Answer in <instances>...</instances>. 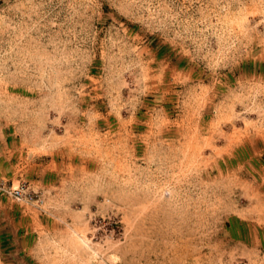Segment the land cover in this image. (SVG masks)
<instances>
[{
	"label": "rangeland",
	"instance_id": "rangeland-1",
	"mask_svg": "<svg viewBox=\"0 0 264 264\" xmlns=\"http://www.w3.org/2000/svg\"><path fill=\"white\" fill-rule=\"evenodd\" d=\"M0 192V264H264V0H0Z\"/></svg>",
	"mask_w": 264,
	"mask_h": 264
},
{
	"label": "crops",
	"instance_id": "crops-1",
	"mask_svg": "<svg viewBox=\"0 0 264 264\" xmlns=\"http://www.w3.org/2000/svg\"><path fill=\"white\" fill-rule=\"evenodd\" d=\"M33 218L32 212L22 208L20 204L8 195L0 192V263H2V246L7 238L13 241L24 240L37 231L30 223H24Z\"/></svg>",
	"mask_w": 264,
	"mask_h": 264
},
{
	"label": "built area",
	"instance_id": "built-area-1",
	"mask_svg": "<svg viewBox=\"0 0 264 264\" xmlns=\"http://www.w3.org/2000/svg\"><path fill=\"white\" fill-rule=\"evenodd\" d=\"M6 191H7V193L12 195L17 200H22L24 198V194H23L22 190H20V189L10 188L9 190H6Z\"/></svg>",
	"mask_w": 264,
	"mask_h": 264
}]
</instances>
